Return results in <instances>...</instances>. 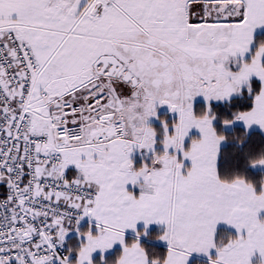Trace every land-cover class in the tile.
I'll use <instances>...</instances> for the list:
<instances>
[{"label": "snow or ice", "instance_id": "obj_1", "mask_svg": "<svg viewBox=\"0 0 264 264\" xmlns=\"http://www.w3.org/2000/svg\"><path fill=\"white\" fill-rule=\"evenodd\" d=\"M0 264H264V0H0Z\"/></svg>", "mask_w": 264, "mask_h": 264}]
</instances>
